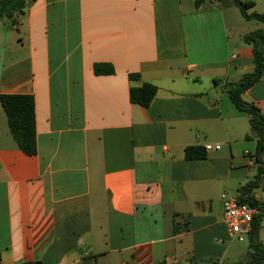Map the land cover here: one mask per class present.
Segmentation results:
<instances>
[{
    "label": "crops",
    "instance_id": "crops-1",
    "mask_svg": "<svg viewBox=\"0 0 264 264\" xmlns=\"http://www.w3.org/2000/svg\"><path fill=\"white\" fill-rule=\"evenodd\" d=\"M195 1L34 0L17 23L0 20V96H33L37 132L26 155L0 101V264L247 258L223 203H264V171L244 193L259 175L257 140L224 84L253 72L244 36L264 26L235 0ZM242 1L258 12V0ZM96 64L115 72L97 75ZM145 83L159 89L148 109L130 100ZM243 98L264 114V73ZM259 236L264 245L263 222Z\"/></svg>",
    "mask_w": 264,
    "mask_h": 264
},
{
    "label": "trees",
    "instance_id": "trees-1",
    "mask_svg": "<svg viewBox=\"0 0 264 264\" xmlns=\"http://www.w3.org/2000/svg\"><path fill=\"white\" fill-rule=\"evenodd\" d=\"M34 0H0V20H9L13 24L25 13L28 3ZM206 0H196V7L201 6ZM237 7L246 20H254L264 24V13H248V10L254 6L251 1L235 0ZM244 41L253 46L254 70L247 74L236 83L227 82L224 89L229 93L234 105L249 116L251 134L249 139L256 138L257 149L255 153L256 163L258 164L257 180L250 183L244 189V193L251 192L258 187L261 182V176L264 171V114L255 105L244 100V93L259 82L264 73V28L251 32L244 36ZM95 74L110 75L114 74V68L110 64H96L94 66ZM131 79L139 76L131 75ZM158 87L151 83H145L140 87L130 89V100L148 109L158 94ZM1 104L7 115L10 133L15 140L19 150L26 155L33 156L37 154V132L35 118V101L30 95H1ZM207 153L202 147L192 146L185 149V157L188 160H197L206 158ZM243 203L258 205L260 202L252 198L241 197ZM263 218L255 220L253 230L248 237L249 255L243 261L233 264H264V245L260 240L259 230ZM22 264H44L42 261H29Z\"/></svg>",
    "mask_w": 264,
    "mask_h": 264
},
{
    "label": "built area",
    "instance_id": "built-area-1",
    "mask_svg": "<svg viewBox=\"0 0 264 264\" xmlns=\"http://www.w3.org/2000/svg\"><path fill=\"white\" fill-rule=\"evenodd\" d=\"M221 144H208L207 153L220 151ZM262 217L264 223V203L251 205L237 198L230 197L223 203V225L228 230L230 238L240 243L246 242L253 230L255 220Z\"/></svg>",
    "mask_w": 264,
    "mask_h": 264
},
{
    "label": "rangeland",
    "instance_id": "rangeland-1",
    "mask_svg": "<svg viewBox=\"0 0 264 264\" xmlns=\"http://www.w3.org/2000/svg\"><path fill=\"white\" fill-rule=\"evenodd\" d=\"M256 10H258L257 13H264V1L262 0H258V6L256 8ZM249 11V10H248ZM1 21H5V22H9V20H1ZM253 24H258L260 28H262L264 25L263 23L261 22H252ZM233 250L237 251L238 250V254H241V253H245L246 251L249 250V246H248V242H243V243H240L238 241H234L233 242ZM233 254L230 253V257H233L232 256Z\"/></svg>",
    "mask_w": 264,
    "mask_h": 264
}]
</instances>
